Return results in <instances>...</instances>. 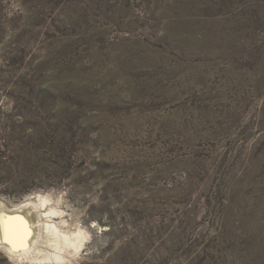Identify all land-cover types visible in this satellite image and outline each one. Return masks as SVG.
Instances as JSON below:
<instances>
[{
  "label": "rangeland",
  "instance_id": "374dc122",
  "mask_svg": "<svg viewBox=\"0 0 264 264\" xmlns=\"http://www.w3.org/2000/svg\"><path fill=\"white\" fill-rule=\"evenodd\" d=\"M39 197L66 264H264V0H0V211Z\"/></svg>",
  "mask_w": 264,
  "mask_h": 264
},
{
  "label": "bare ground",
  "instance_id": "6f19581e",
  "mask_svg": "<svg viewBox=\"0 0 264 264\" xmlns=\"http://www.w3.org/2000/svg\"><path fill=\"white\" fill-rule=\"evenodd\" d=\"M49 202L47 197H39L36 202L21 206L10 216L0 211V221L7 227L9 239L12 241V244L5 243L3 231L0 230V244H4V251L12 258L25 264L37 261L43 264L44 262L66 264V255L73 251L78 252L82 247L84 241L80 232L74 233L71 227H61L53 221H48L58 211L50 207ZM41 211H47L44 217L48 219H45L46 223L38 224L36 222L38 215L39 218L43 216ZM13 244L17 250H14ZM30 246L33 248L31 251Z\"/></svg>",
  "mask_w": 264,
  "mask_h": 264
},
{
  "label": "snow or ice",
  "instance_id": "6c2138e0",
  "mask_svg": "<svg viewBox=\"0 0 264 264\" xmlns=\"http://www.w3.org/2000/svg\"><path fill=\"white\" fill-rule=\"evenodd\" d=\"M0 230L3 231V234H4V242H5V243L12 244L11 239H9L8 229H7V227L3 224L2 221H0ZM12 246H13L14 250H17V249H16V246H15L14 244H13Z\"/></svg>",
  "mask_w": 264,
  "mask_h": 264
}]
</instances>
